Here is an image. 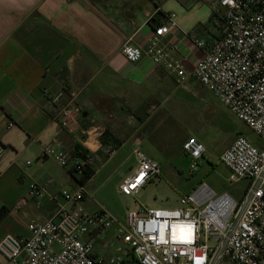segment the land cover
Segmentation results:
<instances>
[{
	"label": "crops",
	"instance_id": "1",
	"mask_svg": "<svg viewBox=\"0 0 264 264\" xmlns=\"http://www.w3.org/2000/svg\"><path fill=\"white\" fill-rule=\"evenodd\" d=\"M170 12L177 13L180 28L162 43L175 46L174 56L188 67L195 65L205 51L185 31H194L207 44L218 36L213 13L201 0H0V143L5 147L0 211L6 210L0 217V240L8 233L27 236L31 223L44 222L55 213L56 204L49 196H29L32 181L53 180L48 185L52 193L68 183L73 189L79 185L73 183L69 169L43 156L47 145L59 144L74 152L81 144L96 152L97 160L103 158L104 146L116 147L115 157L128 144L135 153L150 138L151 121L174 99L185 107L191 122L182 138L183 152L187 154L184 143L190 137L204 143L206 134L194 132V93L209 89L192 77L178 82L146 55L134 63L122 52L128 41L147 46ZM46 89L63 96L52 102ZM72 99L82 109L75 132L59 118L61 108ZM152 105L157 106L154 111ZM162 121L160 116V125ZM238 135L221 148L220 155ZM195 188L193 184L182 195ZM109 238L113 240V231ZM95 249L106 256L114 252L105 241H98ZM4 263L0 254V264Z\"/></svg>",
	"mask_w": 264,
	"mask_h": 264
},
{
	"label": "built area",
	"instance_id": "2",
	"mask_svg": "<svg viewBox=\"0 0 264 264\" xmlns=\"http://www.w3.org/2000/svg\"><path fill=\"white\" fill-rule=\"evenodd\" d=\"M201 1L213 13L218 36L207 44L194 31H185L186 37L205 51L195 65L188 67L174 56L175 46L162 43L164 37L180 28L175 12L168 13L166 22L155 28L147 46L128 41L122 52L134 63L148 56L180 83L190 77L196 79L264 140V0ZM45 95L56 103L63 92L46 89ZM156 108L152 105L150 111ZM81 111L75 99L61 108L59 118L68 131L80 129ZM8 125L12 127L14 122ZM58 145H47L43 156L66 168L71 165L80 173L87 165L95 168L96 152L89 149L86 156H73V152ZM102 150L108 157L117 152L114 146ZM184 150L192 161L190 174H194L206 146L190 137ZM4 152L0 143V161ZM134 152L139 165L119 185L125 195H136L148 181L163 175L160 162L141 148ZM220 161L229 168L232 181H248L240 198L227 191L217 193L202 181L181 196L179 206H144L129 211L126 221L104 207L87 208L84 201L89 193L85 184L52 193L48 185L53 180L47 184L34 180L29 185V196H49L56 204L55 213L44 222L31 223L27 236H3L0 254L4 264H264V147L240 134L221 153ZM111 231L113 240L109 238ZM98 241H105L114 252L108 256L97 253Z\"/></svg>",
	"mask_w": 264,
	"mask_h": 264
},
{
	"label": "rangeland",
	"instance_id": "3",
	"mask_svg": "<svg viewBox=\"0 0 264 264\" xmlns=\"http://www.w3.org/2000/svg\"><path fill=\"white\" fill-rule=\"evenodd\" d=\"M201 89V88H200ZM194 93V132L205 133V156L199 169L190 174L191 158L181 148L182 138L191 124L184 106L174 101L165 104L160 116L152 120L147 128L150 138L142 150L160 162L161 179L148 181L136 195H125L119 185L127 174L138 167L136 154L128 144L116 157L101 154L95 161L96 175L85 186L88 190L84 205L92 209L106 208L121 221H126L129 211L146 207L173 208L180 205L183 193L202 181L208 183L217 193L227 191L240 198L248 185L247 180L232 181L229 168L220 161V150L239 133L247 136L258 147H264V140L245 122L238 119L212 91L197 89ZM71 165L68 166L69 169ZM77 179L81 177L76 172ZM73 183H78L75 179ZM62 188L73 189L68 183Z\"/></svg>",
	"mask_w": 264,
	"mask_h": 264
},
{
	"label": "trees",
	"instance_id": "4",
	"mask_svg": "<svg viewBox=\"0 0 264 264\" xmlns=\"http://www.w3.org/2000/svg\"><path fill=\"white\" fill-rule=\"evenodd\" d=\"M103 140H105V137L102 136L101 137ZM106 142V141H103ZM81 150L84 151V153H81ZM90 150L85 148L83 145L81 144H77L76 148L73 152V156H86L87 153H89ZM79 172L78 169H76L75 167H71L69 168V173L72 176V178L76 179V181L79 184H86L95 174L96 170L94 168L93 165H87L83 168V171L81 172V177L79 179L76 178L75 173ZM6 210L2 209L0 211V217H2L5 214Z\"/></svg>",
	"mask_w": 264,
	"mask_h": 264
}]
</instances>
